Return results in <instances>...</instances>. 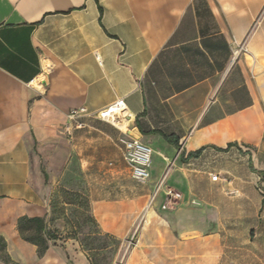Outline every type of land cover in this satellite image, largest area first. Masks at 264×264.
I'll return each mask as SVG.
<instances>
[{"label": "crops", "instance_id": "obj_1", "mask_svg": "<svg viewBox=\"0 0 264 264\" xmlns=\"http://www.w3.org/2000/svg\"><path fill=\"white\" fill-rule=\"evenodd\" d=\"M118 100L127 135L152 151L144 187L123 160L122 132L95 116ZM80 107L88 115L68 138L66 113ZM158 185L147 219L156 261L173 246L189 264L264 261V0H0V238L10 260L0 264L38 259L17 220L54 229L56 188L82 192L102 231L120 238ZM168 191L180 205L164 204ZM176 228L188 240L176 244ZM68 257L88 264L75 239L53 241L41 260Z\"/></svg>", "mask_w": 264, "mask_h": 264}, {"label": "rangeland", "instance_id": "obj_2", "mask_svg": "<svg viewBox=\"0 0 264 264\" xmlns=\"http://www.w3.org/2000/svg\"><path fill=\"white\" fill-rule=\"evenodd\" d=\"M141 187H144V185L142 184ZM153 196L154 193L142 200L140 211L136 214L131 228L123 237L119 238L114 234L102 231L96 220L91 217L90 200L82 192H67L56 188L51 195L52 202L54 200L56 204L53 207L54 219L50 221V226L54 229L51 230L57 233L60 241L75 239L88 264H189L182 254L184 250L178 246L172 247L173 253L166 261H156V256L150 252L147 219L150 206L154 200H152ZM180 203V199L174 196H168V199L164 202L168 208L177 207ZM224 209L225 213H222V221L228 223V205H225ZM260 216H262V233L264 234V213ZM206 221H210L207 216ZM179 230L177 228L174 230V242L188 240L187 235L179 238ZM232 232L238 235V241L242 240L241 237L244 231L237 229ZM260 232L253 234L252 245L260 242V236L258 235ZM251 244L250 248L252 247ZM4 257V254L0 253V258L3 259ZM230 258L232 257L227 254L218 264H264V261L252 259L251 255L248 256L249 259L246 261L235 262ZM29 261V264H46L41 259L33 258ZM13 264L20 263L13 262ZM66 264L76 263L68 257Z\"/></svg>", "mask_w": 264, "mask_h": 264}, {"label": "built area", "instance_id": "obj_3", "mask_svg": "<svg viewBox=\"0 0 264 264\" xmlns=\"http://www.w3.org/2000/svg\"><path fill=\"white\" fill-rule=\"evenodd\" d=\"M34 87L40 85L35 82ZM88 115L87 109L84 107L70 109L66 113V119L68 124L64 126L63 133L69 138L75 129L83 127L81 119ZM99 120L111 125L115 129L122 132V136L118 139V144L122 150V157L127 167L130 169L131 177L137 183L145 184L150 178V166H151V149L140 143L137 139L127 135L129 115L123 100H118L106 107L95 115ZM212 181L218 179L217 174L210 175ZM159 185L154 191V199ZM169 196L178 198L179 195L168 191Z\"/></svg>", "mask_w": 264, "mask_h": 264}, {"label": "trees", "instance_id": "obj_4", "mask_svg": "<svg viewBox=\"0 0 264 264\" xmlns=\"http://www.w3.org/2000/svg\"><path fill=\"white\" fill-rule=\"evenodd\" d=\"M55 206L56 204L53 200L52 208ZM17 231L23 241L36 247V255L38 259H41L45 256L50 244L53 241L60 239L55 231L47 227L45 219L41 217H20L17 220ZM5 248L6 244L4 243L3 239L0 238V253H3L5 256L2 260L6 263H9L10 260L5 254Z\"/></svg>", "mask_w": 264, "mask_h": 264}, {"label": "bare ground", "instance_id": "obj_5", "mask_svg": "<svg viewBox=\"0 0 264 264\" xmlns=\"http://www.w3.org/2000/svg\"><path fill=\"white\" fill-rule=\"evenodd\" d=\"M35 83V82H34Z\"/></svg>", "mask_w": 264, "mask_h": 264}]
</instances>
